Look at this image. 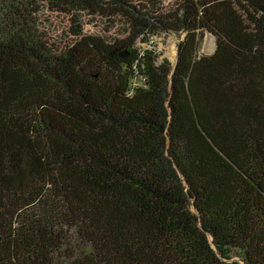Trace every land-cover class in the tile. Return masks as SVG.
Listing matches in <instances>:
<instances>
[{
	"label": "trees",
	"instance_id": "1",
	"mask_svg": "<svg viewBox=\"0 0 264 264\" xmlns=\"http://www.w3.org/2000/svg\"><path fill=\"white\" fill-rule=\"evenodd\" d=\"M0 264H264V0H0Z\"/></svg>",
	"mask_w": 264,
	"mask_h": 264
},
{
	"label": "rangeland",
	"instance_id": "2",
	"mask_svg": "<svg viewBox=\"0 0 264 264\" xmlns=\"http://www.w3.org/2000/svg\"><path fill=\"white\" fill-rule=\"evenodd\" d=\"M184 35L181 34H159L154 35L149 43L143 45H149L154 47L157 52L160 53V58H167L172 65L176 61L177 57V44L182 39ZM148 47V46H147ZM216 48V38L210 32H205L202 40L200 41L198 47V55L211 54Z\"/></svg>",
	"mask_w": 264,
	"mask_h": 264
},
{
	"label": "water",
	"instance_id": "3",
	"mask_svg": "<svg viewBox=\"0 0 264 264\" xmlns=\"http://www.w3.org/2000/svg\"><path fill=\"white\" fill-rule=\"evenodd\" d=\"M177 51H178V47H177ZM122 54H124V53H122Z\"/></svg>",
	"mask_w": 264,
	"mask_h": 264
}]
</instances>
